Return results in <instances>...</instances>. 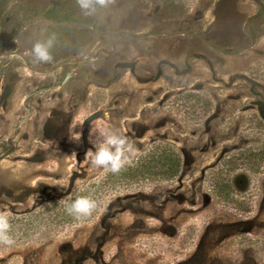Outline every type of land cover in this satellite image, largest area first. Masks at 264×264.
Instances as JSON below:
<instances>
[{
	"label": "rangeland",
	"instance_id": "obj_1",
	"mask_svg": "<svg viewBox=\"0 0 264 264\" xmlns=\"http://www.w3.org/2000/svg\"><path fill=\"white\" fill-rule=\"evenodd\" d=\"M4 3L0 213L14 244L0 264H264V165L243 206L211 184L264 132V0H106L93 15L77 0ZM52 33L53 60L36 61ZM111 132L130 162L175 145L184 177L109 195L85 222L48 215L103 174L88 153Z\"/></svg>",
	"mask_w": 264,
	"mask_h": 264
},
{
	"label": "trees",
	"instance_id": "obj_2",
	"mask_svg": "<svg viewBox=\"0 0 264 264\" xmlns=\"http://www.w3.org/2000/svg\"><path fill=\"white\" fill-rule=\"evenodd\" d=\"M4 5L3 0H0V9ZM260 138L258 147L241 149L240 157L234 155L223 158L217 166L211 168V184L218 198L243 206L244 203L239 200L250 194L253 177L264 165V132ZM185 169L186 158L180 149L169 143L154 144L144 149L119 173L104 171L100 177L83 187L75 188L69 196L49 201L46 212L57 219L74 218L66 209L77 197L88 196L96 201L97 208L90 216L79 219L85 222L93 217L99 204L109 195H122L143 191L155 185L175 183L184 177Z\"/></svg>",
	"mask_w": 264,
	"mask_h": 264
},
{
	"label": "clouds",
	"instance_id": "obj_3",
	"mask_svg": "<svg viewBox=\"0 0 264 264\" xmlns=\"http://www.w3.org/2000/svg\"><path fill=\"white\" fill-rule=\"evenodd\" d=\"M80 9L85 15H93L99 8L105 6L106 0H77ZM56 34L52 33L44 41H37L32 49L31 54L36 61L49 63L53 60L51 50L56 42ZM134 151V145L130 142L128 136L118 132H111L105 135L103 141L97 145L91 155V163L94 167H99L105 172L113 174L119 173L127 164L130 163L128 154ZM97 208L94 199L88 196L77 197L66 209L70 216L79 220L81 217H87ZM11 225L7 214L0 213V244L12 245L14 240L10 235Z\"/></svg>",
	"mask_w": 264,
	"mask_h": 264
}]
</instances>
